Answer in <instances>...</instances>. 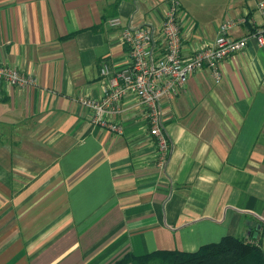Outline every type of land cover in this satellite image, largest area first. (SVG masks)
Instances as JSON below:
<instances>
[{
	"label": "crops",
	"instance_id": "0c3cea01",
	"mask_svg": "<svg viewBox=\"0 0 264 264\" xmlns=\"http://www.w3.org/2000/svg\"><path fill=\"white\" fill-rule=\"evenodd\" d=\"M179 1L184 56L225 20H236L233 37L264 25L261 0ZM167 6L0 0V65L36 79L0 82V264H112L227 235L259 236L264 253V46L251 39L219 62V81L204 67L161 100L164 162L136 96L111 117L120 133L93 124L79 101L100 98L129 63L121 27H158Z\"/></svg>",
	"mask_w": 264,
	"mask_h": 264
},
{
	"label": "built area",
	"instance_id": "2783aa9c",
	"mask_svg": "<svg viewBox=\"0 0 264 264\" xmlns=\"http://www.w3.org/2000/svg\"><path fill=\"white\" fill-rule=\"evenodd\" d=\"M179 0H168V6L158 25H124L120 29L121 40L128 46L130 61L108 79L100 98L81 97L80 103L91 111V122L120 133L121 126L111 120L120 112L122 98L133 94L145 106L149 134L155 137L164 162L169 148L162 131L161 100L172 98L186 84L189 76L204 67L208 68L216 81L221 78L219 62L243 50L251 39L264 46V25L242 37L230 36L229 28L236 20H225L218 28L212 44L200 47L189 56H184L178 14ZM258 11L264 15V0L258 3ZM241 21V20H240ZM108 25H121L117 16L108 19ZM109 65L103 62L100 74L107 77ZM32 74H24L18 68L0 65V82L13 87L27 88L35 84Z\"/></svg>",
	"mask_w": 264,
	"mask_h": 264
},
{
	"label": "trees",
	"instance_id": "16d2710c",
	"mask_svg": "<svg viewBox=\"0 0 264 264\" xmlns=\"http://www.w3.org/2000/svg\"><path fill=\"white\" fill-rule=\"evenodd\" d=\"M112 264H264L260 237L227 235L196 251L155 250L134 255L127 252Z\"/></svg>",
	"mask_w": 264,
	"mask_h": 264
},
{
	"label": "water",
	"instance_id": "95a60500",
	"mask_svg": "<svg viewBox=\"0 0 264 264\" xmlns=\"http://www.w3.org/2000/svg\"><path fill=\"white\" fill-rule=\"evenodd\" d=\"M259 229V225L258 226H256V231ZM257 235V233L255 232L254 233V236H256Z\"/></svg>",
	"mask_w": 264,
	"mask_h": 264
}]
</instances>
